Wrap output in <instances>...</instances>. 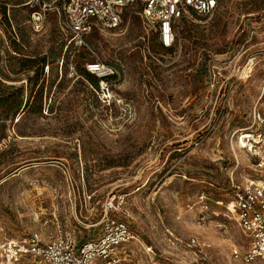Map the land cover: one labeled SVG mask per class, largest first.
I'll use <instances>...</instances> for the list:
<instances>
[{"label":"rangeland","instance_id":"rangeland-1","mask_svg":"<svg viewBox=\"0 0 264 264\" xmlns=\"http://www.w3.org/2000/svg\"><path fill=\"white\" fill-rule=\"evenodd\" d=\"M28 2L0 0V87L22 88L0 107V242L97 236L113 200L134 236L121 264H243L227 206L264 179L237 140L264 108V0L191 14L170 50L131 9L79 39L53 11L33 30ZM95 62L112 74L85 77Z\"/></svg>","mask_w":264,"mask_h":264},{"label":"built area","instance_id":"built-area-1","mask_svg":"<svg viewBox=\"0 0 264 264\" xmlns=\"http://www.w3.org/2000/svg\"><path fill=\"white\" fill-rule=\"evenodd\" d=\"M36 4L29 15V24L37 30L45 13L53 11L64 19L73 38L81 39L93 27L118 29L125 11L131 9L151 27L162 48L174 43L179 21L191 14L205 16L218 6V0H28ZM86 72L105 79L112 70L100 63H89ZM264 96V87L259 99ZM241 149L264 171V108L254 110L248 127L237 136ZM264 178V175H263ZM231 209H228L243 236V243L231 249L233 260L243 264H264V179L248 178L233 187ZM117 201L105 203L99 221L101 232L81 241L59 233L45 240L37 232L22 238L0 242V264H121L125 246L134 236L128 225L109 217Z\"/></svg>","mask_w":264,"mask_h":264},{"label":"trees","instance_id":"trees-1","mask_svg":"<svg viewBox=\"0 0 264 264\" xmlns=\"http://www.w3.org/2000/svg\"><path fill=\"white\" fill-rule=\"evenodd\" d=\"M31 12V11H30ZM2 15H5V7L3 8L2 10ZM163 49H166V50H170V48H163ZM35 75L37 74V71L34 72ZM85 77L89 78L90 77V74L88 72L84 73ZM0 107L3 108V116L1 117H4V119H7L9 118V114L11 113L12 109L14 108H18L21 104H22V100H18V94L16 93L19 92L21 93L22 92V88H19V89H15L13 86H10V87H7V88H4V87H0ZM25 105H27V101L25 103Z\"/></svg>","mask_w":264,"mask_h":264},{"label":"bare ground","instance_id":"bare-ground-1","mask_svg":"<svg viewBox=\"0 0 264 264\" xmlns=\"http://www.w3.org/2000/svg\"><path fill=\"white\" fill-rule=\"evenodd\" d=\"M228 209H231V204H228V206H227V210H228Z\"/></svg>","mask_w":264,"mask_h":264}]
</instances>
